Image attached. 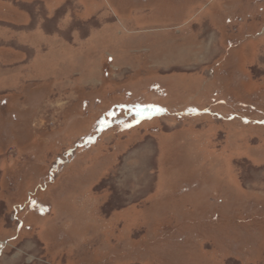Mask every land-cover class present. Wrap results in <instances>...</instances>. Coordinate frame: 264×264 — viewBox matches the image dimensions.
I'll return each mask as SVG.
<instances>
[{
    "label": "rangeland",
    "instance_id": "374dc122",
    "mask_svg": "<svg viewBox=\"0 0 264 264\" xmlns=\"http://www.w3.org/2000/svg\"><path fill=\"white\" fill-rule=\"evenodd\" d=\"M0 264H264V0H0Z\"/></svg>",
    "mask_w": 264,
    "mask_h": 264
}]
</instances>
